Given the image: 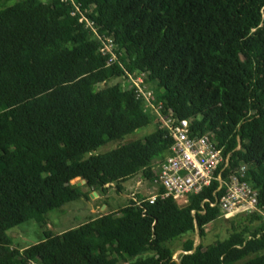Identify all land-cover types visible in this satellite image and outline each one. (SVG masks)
Here are the masks:
<instances>
[{
  "label": "trees",
  "instance_id": "16d2710c",
  "mask_svg": "<svg viewBox=\"0 0 264 264\" xmlns=\"http://www.w3.org/2000/svg\"><path fill=\"white\" fill-rule=\"evenodd\" d=\"M12 1L0 0V264H264L260 213L226 219L230 235L206 248L186 239L174 260L176 242L196 230L204 239L224 219L211 206L225 191L217 181L187 206L156 186L154 203L137 194L22 251L9 236L30 221L44 229L49 213L89 192L122 193L139 173L153 180L173 140L126 87L137 71L163 114L216 136L230 155L223 180L246 167L264 211V0H76L117 44L112 65L71 3ZM153 121L143 138L96 154Z\"/></svg>",
  "mask_w": 264,
  "mask_h": 264
},
{
  "label": "built area",
  "instance_id": "2783aa9c",
  "mask_svg": "<svg viewBox=\"0 0 264 264\" xmlns=\"http://www.w3.org/2000/svg\"><path fill=\"white\" fill-rule=\"evenodd\" d=\"M74 7L72 16H79L80 23L100 43L99 52L112 65L118 60V46L112 37L102 36L97 23L89 19L76 0H62ZM126 87L135 90L137 98L144 101L145 111L155 116L160 129L168 132L173 140L169 154L161 163L154 177V184L165 191L162 198L172 197L180 206H187L192 195H198L219 182L225 188L223 195L216 201L220 218L232 219L238 215H251L264 211L259 207L258 192L246 181V167H241L237 174L223 180L221 175L230 164V155L224 154V148L215 142L213 133H194L190 121L180 120L170 112L163 114L161 106L154 102L153 91L149 89L146 72L126 73ZM156 196L148 199L154 203ZM141 204V203H139Z\"/></svg>",
  "mask_w": 264,
  "mask_h": 264
},
{
  "label": "rangeland",
  "instance_id": "374dc122",
  "mask_svg": "<svg viewBox=\"0 0 264 264\" xmlns=\"http://www.w3.org/2000/svg\"><path fill=\"white\" fill-rule=\"evenodd\" d=\"M17 1L19 0H13L9 3V5H12ZM118 82L119 80H111L108 82V86L115 85ZM148 86L154 92L157 91L155 84ZM149 115H151L155 120V116L151 112H149ZM155 122L153 121V123L146 130L137 131L126 136L123 140L108 142L106 145L98 149L96 154L99 155L108 153L118 147L143 138L145 135L151 133L154 130ZM158 162H156L154 169L155 172L159 167ZM76 182L77 181H74L73 183ZM77 185L81 186L79 183ZM155 186L157 185L154 184V178L153 180H145L142 176V173H139L136 177L130 179L123 185L122 193H118L115 188H112L109 190L108 195H105L104 198H101V200L97 201L96 203H93L91 196L88 201L85 198H82L81 201L68 203L61 210H56L48 214V224L44 229H42L35 221H30L9 231V236L13 241V247L22 249L42 241L43 232L45 230H48L54 235H61L67 231L78 229L82 225L88 223L90 220L97 219L111 210L118 211L127 204L129 199L134 198L137 194L142 196V198H148L150 194L154 193ZM80 191L82 192V195L86 194L84 189H81ZM104 201H109L108 203L110 205L109 208L107 207L106 212L99 210L96 214H92L91 211L87 209L88 204L100 206ZM224 219H217L211 225L207 226L206 238L204 239H201L198 230H196L195 233L187 235V237H185L183 240L176 242L174 245L178 249L174 255V260L177 262L179 261V256L182 254L180 249L186 239L193 240L194 247L202 244L203 247L206 248L218 240H224L227 238L231 233V225L229 221L227 222V220L225 219V221Z\"/></svg>",
  "mask_w": 264,
  "mask_h": 264
},
{
  "label": "crops",
  "instance_id": "0c3cea01",
  "mask_svg": "<svg viewBox=\"0 0 264 264\" xmlns=\"http://www.w3.org/2000/svg\"><path fill=\"white\" fill-rule=\"evenodd\" d=\"M80 185H82L83 183L81 182V183H79ZM82 189V188H81ZM156 191H157V187L155 186V189H154V193H152V194H150L149 196H152V195H154V194H156ZM94 193H96V192H89V198H90V196H91V199H92V201H93V203H96L97 201H100L101 200V198H104V196L102 195V197L101 196H99L97 193V196H95V194ZM148 196V197H149ZM87 200V199H86ZM109 202V201H108ZM107 201H104L100 206H93V205H91V204H88V206H87V209H89L90 211H91V213L92 214H96L97 213V211H99V210H103V211H105L106 212V209H107V205L105 204V203H108ZM109 204V203H108ZM110 206V205H109ZM113 211V210H112ZM115 211V210H114ZM26 248V247H25ZM25 248H22V249H20L21 251L23 250V249H25Z\"/></svg>",
  "mask_w": 264,
  "mask_h": 264
},
{
  "label": "water",
  "instance_id": "95a60500",
  "mask_svg": "<svg viewBox=\"0 0 264 264\" xmlns=\"http://www.w3.org/2000/svg\"><path fill=\"white\" fill-rule=\"evenodd\" d=\"M82 183H83V184H85V181H82ZM94 194H95V196H97V194H96V193H94Z\"/></svg>",
  "mask_w": 264,
  "mask_h": 264
}]
</instances>
